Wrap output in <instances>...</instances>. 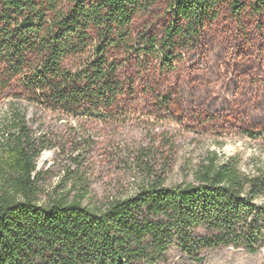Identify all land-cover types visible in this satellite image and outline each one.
Instances as JSON below:
<instances>
[{
	"label": "trees",
	"instance_id": "trees-1",
	"mask_svg": "<svg viewBox=\"0 0 264 264\" xmlns=\"http://www.w3.org/2000/svg\"><path fill=\"white\" fill-rule=\"evenodd\" d=\"M159 1L0 0V102L13 100L0 122V264H171L173 250L182 264H205L210 250L264 249V170L243 173L216 153L187 182L168 185L147 169L123 197L86 205L84 190L39 202L37 159L51 145L33 135L21 100L64 118L111 120L133 56L169 64L223 6L235 17L264 13V0H169L163 36L136 35V17Z\"/></svg>",
	"mask_w": 264,
	"mask_h": 264
},
{
	"label": "rangeland",
	"instance_id": "rangeland-1",
	"mask_svg": "<svg viewBox=\"0 0 264 264\" xmlns=\"http://www.w3.org/2000/svg\"><path fill=\"white\" fill-rule=\"evenodd\" d=\"M169 3L160 0L138 15L135 34L160 39L173 20ZM122 71L125 95L105 122L64 118L20 101L33 135H44L51 145L37 159L40 203L84 190L86 205L123 197L147 169L168 185L187 182L211 153L234 159L246 174L264 170V137L252 140L244 133L264 132V13L248 9L235 17L223 6L195 43L174 51L169 64L135 55ZM12 101L0 102V122ZM184 261L171 252V264ZM205 264H264V249L253 255L210 250Z\"/></svg>",
	"mask_w": 264,
	"mask_h": 264
}]
</instances>
